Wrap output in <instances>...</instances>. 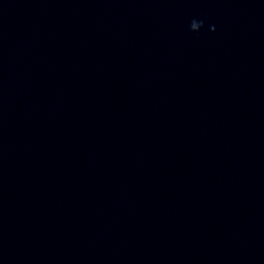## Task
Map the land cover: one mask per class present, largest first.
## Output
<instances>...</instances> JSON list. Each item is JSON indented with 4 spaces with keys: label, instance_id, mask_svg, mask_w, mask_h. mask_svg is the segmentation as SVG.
<instances>
[{
    "label": "water",
    "instance_id": "water-1",
    "mask_svg": "<svg viewBox=\"0 0 264 264\" xmlns=\"http://www.w3.org/2000/svg\"><path fill=\"white\" fill-rule=\"evenodd\" d=\"M134 264H264V0H97Z\"/></svg>",
    "mask_w": 264,
    "mask_h": 264
}]
</instances>
